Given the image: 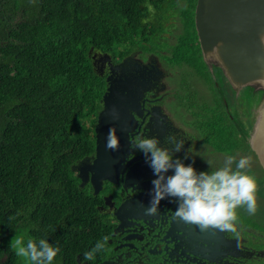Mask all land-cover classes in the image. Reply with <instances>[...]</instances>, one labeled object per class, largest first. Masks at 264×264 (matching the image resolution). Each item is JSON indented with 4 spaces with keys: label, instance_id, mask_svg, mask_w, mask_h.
Here are the masks:
<instances>
[{
    "label": "trees",
    "instance_id": "16d2710c",
    "mask_svg": "<svg viewBox=\"0 0 264 264\" xmlns=\"http://www.w3.org/2000/svg\"><path fill=\"white\" fill-rule=\"evenodd\" d=\"M197 3L0 0V264H19L9 245L20 231L58 247L53 264H78L108 237L101 196L82 188L74 170L95 153L107 88L92 56L118 62L135 49L155 51L174 18L187 30L174 58L203 61Z\"/></svg>",
    "mask_w": 264,
    "mask_h": 264
},
{
    "label": "flooded vegetation",
    "instance_id": "af4514ba",
    "mask_svg": "<svg viewBox=\"0 0 264 264\" xmlns=\"http://www.w3.org/2000/svg\"><path fill=\"white\" fill-rule=\"evenodd\" d=\"M169 25H175L176 29L172 30ZM165 26L167 31L162 36L166 39H161L164 43L158 42V44H161L157 50L152 51L151 47L144 50L146 52L135 49L118 62H113L111 57V61H107L105 55L108 54L95 53L92 56L95 70L106 78L107 88L108 77L112 75L113 78L118 77L124 70L126 75L138 77V84L144 89L138 101L140 116L135 111H130V114L135 118L133 123L135 126L130 127L133 130L130 131L126 141L128 146L137 137H156L160 140V146L171 148V144L165 142V137L175 136L177 139L184 140L183 149L179 153H175V157L182 159L186 165L192 164L197 172L218 169L221 167L220 162H222L220 158L225 160L227 151L237 158V152L234 153L236 147L233 145L237 122L239 121L235 122L229 114L230 105H227L228 108H225V110L218 109L217 115L212 113L214 118L209 115L210 120L208 122H211V127L214 120H219L217 127H212L211 135L217 136L215 130L222 129V132H218L222 134V138L227 141V144L216 148L209 146L208 152L199 150L195 155L196 133L190 127L179 122L175 113L169 107L172 103L176 105L173 97L183 95L179 93L181 91L180 87L172 80L175 75L182 72L181 70L191 71L197 67L209 82L204 72L210 69L213 80L211 83L214 88L217 90V88L221 89L223 87L224 89L226 87L227 91L224 90V92L218 94L226 100H228L226 94L231 93L229 91L230 87L237 93L236 95H242L232 86H240L241 84L234 83L231 78V82H229L224 67L219 62L213 61L209 64L205 60L201 45L203 61L184 59V62H178L177 58H174L176 54L175 47L179 43L181 35L185 34L187 30L185 31L181 22L174 20V18H171ZM175 31L176 33H174ZM177 34H180L179 38H177ZM162 58H166L168 63L172 62L175 65H180L181 70L172 69L162 61ZM127 59L124 69L120 68L112 72L115 66L122 64ZM194 75L196 76V74ZM241 87V92L243 93V90L246 89L244 92L250 93L253 97V103L256 101V105H258L261 90L254 89L251 86L244 87L242 85ZM195 93L197 96L196 91ZM101 104L102 110V101ZM253 110L254 106L251 105L250 116L245 115L241 121L246 126L247 123L251 125L247 138V152L251 162L257 165L260 173L262 171L264 174V169L253 149V136H255L256 124L259 118V115L256 117ZM227 117L234 122V130H230V127L227 126ZM95 154L96 151L93 156L86 157L91 158L90 162L84 164H89L88 168L92 165V157ZM185 156H187V159H185ZM123 160L117 183L103 181L97 185L100 190L97 194L91 180L82 187L90 186L95 196H101L97 207L103 219L107 222L110 233L106 247L95 254L94 260L81 261L78 259V264H264V213L256 212L252 216L245 214V217L242 216L245 213L244 211L238 213V236L216 229L201 231L194 225L176 220L173 214L178 204L174 198L162 200L156 215H145V209L150 207L152 180L156 177L149 163L146 162L142 151L130 148ZM81 163L82 161L79 164ZM234 167L235 165H233ZM76 174L78 176L79 172L76 171ZM88 174L90 175V172ZM169 174H171V171ZM83 176H85V180L88 179L85 172ZM127 176L129 184H126ZM80 181L82 184V180Z\"/></svg>",
    "mask_w": 264,
    "mask_h": 264
},
{
    "label": "water",
    "instance_id": "95a60500",
    "mask_svg": "<svg viewBox=\"0 0 264 264\" xmlns=\"http://www.w3.org/2000/svg\"><path fill=\"white\" fill-rule=\"evenodd\" d=\"M195 12L196 29L205 59L219 62L236 84L258 83L264 87L262 82L244 79L245 76L256 78L264 69V46L260 44V36L264 35V0H198ZM105 59L111 61L108 55ZM128 59L115 66L112 72L124 69ZM112 76L107 79L103 109L95 128L96 154L92 157V165L89 168V164L84 165L91 160L86 158L74 168L82 180L81 187L91 180L96 194L100 191L97 185L103 181L118 182L121 164L130 150L126 142L133 130L130 127L135 126V118L130 111L140 116L138 101L144 91L138 84L139 78L126 75L124 70L118 77ZM111 127L115 128L120 141L116 151L106 149V137ZM253 140V149L264 169V107L259 111ZM127 180L128 176L126 184H129Z\"/></svg>",
    "mask_w": 264,
    "mask_h": 264
},
{
    "label": "clouds",
    "instance_id": "9594fccd",
    "mask_svg": "<svg viewBox=\"0 0 264 264\" xmlns=\"http://www.w3.org/2000/svg\"><path fill=\"white\" fill-rule=\"evenodd\" d=\"M260 44L264 46V35L260 36ZM165 142L170 143L171 148L160 146V140L156 137H137L129 144L130 148L144 153L156 177L152 180L150 207L145 209V215H156L162 200L174 198L178 204L173 214L176 220L194 225L201 231L216 229L238 236L237 209L244 208L249 215H255L257 211V182L246 171L251 158L245 156L237 160L236 156L227 154L223 166L212 171L197 172L192 164L186 165L182 159L174 156L183 149V139L168 136ZM119 147L116 130L111 127L106 137V149L116 151ZM108 239L105 236L98 241L91 251L84 254V259L94 260L95 254L105 248ZM9 247L17 257L29 264H53L60 251L48 240L40 239L37 242L30 236L26 239V234H16Z\"/></svg>",
    "mask_w": 264,
    "mask_h": 264
},
{
    "label": "rangeland",
    "instance_id": "374dc122",
    "mask_svg": "<svg viewBox=\"0 0 264 264\" xmlns=\"http://www.w3.org/2000/svg\"><path fill=\"white\" fill-rule=\"evenodd\" d=\"M178 27V26H177ZM175 35V34H174ZM177 38L180 37V34L176 35ZM146 52V51H144ZM167 57V56H165ZM206 60V59H205ZM162 61L165 64H168L169 67L172 69H180V65H175L172 62L168 63L166 58H162ZM209 64L212 61H208ZM196 69L191 71H183L175 75L172 82L177 84L180 87L181 91L179 93L183 95H178V97H173L175 100V104L172 103L169 107L173 110L176 115V119L181 122L182 124L190 127L196 133V140H195V152L194 154L197 155L199 150H205L208 152L209 146L212 148H216L219 146H225L227 141L223 140L222 134H219L218 131L222 132L221 130L217 131V136H212L210 131L212 130L211 122H208L209 115L210 117L214 118V114L217 115L218 109L222 110L228 108L227 105H230L229 114L232 116L234 121H241L245 115L250 116L251 105L254 106V113L256 117L259 115V111L264 107V92L261 93V96L258 98V105L257 102L253 103V97L250 93L241 92V86L232 85L234 89L237 90L238 94L230 87V94H226L228 100L223 98V96H218L221 92L227 91L226 87H221V89L217 90L214 88V85L211 83L212 75L210 69L206 70L204 73L207 75L209 82L203 75V72L200 71L197 67ZM194 78L192 79L190 77ZM196 74V76L194 75ZM228 76V75H227ZM228 81L231 82L230 76H228ZM229 86V85H228ZM245 86H251L256 88L257 90L264 91V87L258 83H250L244 84ZM197 92V96L195 91ZM193 111V113H192ZM209 113V114H208ZM253 113V112H252ZM253 113V114H254ZM249 122V121H248ZM251 129V125L247 123V126L244 125L241 121L240 124L237 125L236 137L234 138V153L237 152V160L241 157H249L248 155V148H247V138L249 136V130ZM229 134V130H228ZM251 134V133H250ZM253 136V135H252ZM226 154H230L227 151ZM222 162L221 166L224 164L223 158H220ZM248 173L255 177L257 182V211L259 213H264V174L258 170L257 165L251 162L249 168L246 170ZM245 212L242 214L245 217V214H248L244 208H238L237 214L241 212ZM248 216H252L249 215ZM18 234H26V239L29 235L24 232L20 231ZM14 238V237H13ZM12 238V239H13ZM19 258V257H18ZM19 264H29V262L24 261L23 259L19 258Z\"/></svg>",
    "mask_w": 264,
    "mask_h": 264
},
{
    "label": "bare ground",
    "instance_id": "6f19581e",
    "mask_svg": "<svg viewBox=\"0 0 264 264\" xmlns=\"http://www.w3.org/2000/svg\"><path fill=\"white\" fill-rule=\"evenodd\" d=\"M262 78H264V69H263V72L260 76L254 78L253 76H245L244 79L245 80H253L256 81V82H262L264 84V81H262ZM257 139V137H255V140Z\"/></svg>",
    "mask_w": 264,
    "mask_h": 264
}]
</instances>
